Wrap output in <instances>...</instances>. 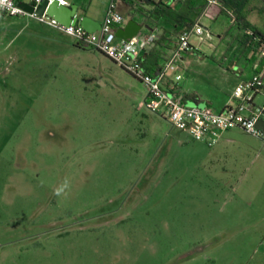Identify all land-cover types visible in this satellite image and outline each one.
<instances>
[{"label": "rangeland", "instance_id": "374dc122", "mask_svg": "<svg viewBox=\"0 0 264 264\" xmlns=\"http://www.w3.org/2000/svg\"><path fill=\"white\" fill-rule=\"evenodd\" d=\"M245 1L264 32V0ZM213 23L193 41L215 60L179 73L216 108L235 83ZM145 97L104 54L0 13V264H264V142L209 147Z\"/></svg>", "mask_w": 264, "mask_h": 264}, {"label": "built area", "instance_id": "2783aa9c", "mask_svg": "<svg viewBox=\"0 0 264 264\" xmlns=\"http://www.w3.org/2000/svg\"><path fill=\"white\" fill-rule=\"evenodd\" d=\"M55 1L60 5H70L67 0H29L26 3L33 5L36 9L44 2H47L49 6ZM19 3L18 0H0V13L11 17L28 16L73 37L77 43L104 54L142 82L146 88L142 107L156 114H159L158 110L162 109V116L166 117L173 128L185 132L194 140L202 141L212 147L219 142L223 132L238 128L264 142V131L257 127V122L264 116V102L260 105L254 104V95L264 92L263 73L256 74L250 80L236 86L232 93L233 106L220 113L198 106H189L182 101L181 97L170 95L163 89L162 84L167 77L177 71L182 55L197 49L191 44V40L193 37L202 39L205 28L200 20L189 31L180 35L176 47L166 57L161 72L151 76L142 67L140 57L142 49H150L153 46L155 35L149 34L145 38L136 37L129 42L117 39L115 31L126 20L118 10V0H110L101 30L96 33H89L79 25L64 26L48 16L46 12L42 16L36 12L29 14L18 6ZM215 3V0H207V8L201 17H207V9ZM262 55L264 56V47ZM180 79L179 75L175 76L176 81Z\"/></svg>", "mask_w": 264, "mask_h": 264}, {"label": "crops", "instance_id": "0c3cea01", "mask_svg": "<svg viewBox=\"0 0 264 264\" xmlns=\"http://www.w3.org/2000/svg\"><path fill=\"white\" fill-rule=\"evenodd\" d=\"M23 0H20L22 2ZM68 1V0H67ZM83 0H75L72 2H69L70 4H78L82 7H84L87 10V15L90 16L94 21L100 23L101 25L104 22V17L105 13L108 7V4L110 0H94L91 5L86 6L83 2ZM141 2H145L144 0H138ZM158 1V0H156ZM165 2L168 6H170L175 12L180 11V9L185 8L184 2H188L189 0H162ZM194 1V0H192ZM127 3H130V0H118V10L120 11V6L122 7V10L128 13L130 11V8ZM205 2L200 1L195 4L196 7L202 6ZM252 6L247 5L242 12V23L249 24L250 27H254L258 32H260L264 36V32L253 23L251 19V15L255 10ZM121 14H123L121 12ZM124 15V14H123ZM174 17L173 19H169L168 24H164L165 28L168 31H164L161 28H150L149 29H143L141 33L139 34L138 37L140 38H145L149 34H154L157 36L158 43L154 45V47L150 50H148L147 57H152L154 54L152 52H156L157 50H161L165 57L169 55V53L174 49L176 42H177V36H176V31L181 30V22L177 21L179 18L175 15L172 14ZM126 18V16L124 15ZM136 21L141 23L140 19L137 17H134ZM208 20L209 24L213 23V26H209L207 29L210 28V33L214 37L216 36L221 44L225 43V40L229 37H231V43L227 45L226 50L223 52V58L221 59L222 61L219 63L220 66H222L223 69L226 70V72L230 73L231 77H234V89L236 86L239 84L246 82L250 80L254 75L263 73L264 74V62L260 58L259 54L256 52H253L251 48H248L243 44V40L245 39L244 31L237 29L236 25H232L230 20L225 16L219 13V10H216L215 17L213 20L209 19L206 17ZM251 19V20H250ZM200 23L202 24V17H199ZM128 21L126 18L125 23ZM221 23V26L218 27V29L215 28V25L217 23ZM125 23L123 25H125ZM45 25V24H44ZM122 25V26H123ZM203 25V24H202ZM47 26V25H46ZM149 26V25H148ZM218 26V25H216ZM49 27V26H48ZM218 30V31H217ZM196 38V37H193ZM193 38L191 40V44L198 48L196 50L190 51V52H185L182 55L181 60L178 62V69L175 72V74H170L166 81L162 84L163 88L170 94V95H176L181 97L182 101L189 105V106H198L201 108L208 109L214 113H220L226 108L233 106L234 101L232 100V96L229 98L224 99L223 101H218V106L215 108L214 105L217 103H214V100L199 91H197L194 86H191L194 81H189L188 84L186 85L183 82V76L179 73L180 68L182 65L185 63L189 62L190 56H195L199 57L201 60H208V59H213V57H208L205 53H203L202 50H199V47L196 46L198 42H194ZM198 52H195L197 51ZM228 57V58H226ZM226 58V59H225ZM231 58L232 60V65L231 66H224L222 62H225L224 60H227ZM161 61H159L160 64ZM217 62V61H216ZM162 63V62H161ZM162 65V64H161ZM153 67V66H152ZM154 68V67H153ZM179 75L181 79L179 81L175 80V76ZM234 91V90H233ZM264 102V92H259L254 95V104L260 105ZM264 120V116L262 117ZM238 129V128H237ZM233 130V129H232ZM229 131H225L221 134L219 142L222 140L224 136H226ZM218 142V143H219ZM217 143V144H218Z\"/></svg>", "mask_w": 264, "mask_h": 264}, {"label": "trees", "instance_id": "16d2710c", "mask_svg": "<svg viewBox=\"0 0 264 264\" xmlns=\"http://www.w3.org/2000/svg\"><path fill=\"white\" fill-rule=\"evenodd\" d=\"M18 1L20 2V0ZM144 1L145 2L130 0V3H127L130 8V11L128 12L129 16L131 18L137 17L138 19H140L141 23L149 25L150 28H161L164 31H168L165 28L164 24H168L169 19L174 18L172 14H175L179 18L177 21L182 23L181 30L176 31L177 42L180 35H182L186 31H189L207 8V0H189L188 2L183 1V4H185V8L180 9V11L177 12H175L162 0ZM200 1H204L205 3L202 6L196 7L195 4ZM215 2L216 3L212 7L207 9V18L213 20L216 10L218 9L219 13L225 15L230 20L232 25L235 24L237 29L244 31L245 39L243 40V44H245L246 47L251 48L253 52L258 53L260 58L264 62V56L262 55V48L264 47V36L254 27H250L249 24L241 22V20L243 19L242 12L250 3L248 4L245 0H239V2H235V0H215ZM157 39V36H155L153 46L150 49H152L154 45L158 43ZM77 45L82 48H87L79 43H77ZM150 49H142L140 61L142 67L149 75L156 76L159 72H161L166 57L164 59V55L161 50H157L156 52H154V50L152 52L154 56L147 57V55L150 56L147 52ZM159 61H161L162 63L160 62L159 64Z\"/></svg>", "mask_w": 264, "mask_h": 264}, {"label": "water", "instance_id": "95a60500", "mask_svg": "<svg viewBox=\"0 0 264 264\" xmlns=\"http://www.w3.org/2000/svg\"><path fill=\"white\" fill-rule=\"evenodd\" d=\"M18 6L29 14L36 12L39 16H42L46 12L48 16L64 26L79 25L89 33H96L102 27L100 23L94 21L87 15V10L84 7L78 4L64 6L55 1L48 6L47 2H44L35 9L33 5L20 2ZM143 29H149V26L144 23H139L132 18L125 25L117 28L115 36L119 40L129 42L131 39L138 37ZM257 127L264 131L263 119L257 122Z\"/></svg>", "mask_w": 264, "mask_h": 264}]
</instances>
